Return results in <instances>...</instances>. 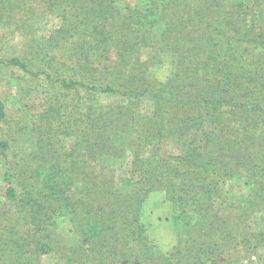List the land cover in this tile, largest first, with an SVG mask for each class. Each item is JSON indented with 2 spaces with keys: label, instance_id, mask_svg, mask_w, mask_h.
I'll return each instance as SVG.
<instances>
[{
  "label": "trees",
  "instance_id": "1",
  "mask_svg": "<svg viewBox=\"0 0 264 264\" xmlns=\"http://www.w3.org/2000/svg\"><path fill=\"white\" fill-rule=\"evenodd\" d=\"M48 13L60 24L36 38ZM10 25L25 40L0 63L58 86L34 93L54 99V111L40 113L42 129L10 123L0 99V181L11 215L0 221V264H45L48 253L61 264H230L233 256L264 264V244L252 245L251 258L245 229L264 209V0H0V28ZM94 62L101 77L91 74ZM67 90L127 101L86 108ZM186 132L205 151L200 142L168 153L167 139ZM126 151L121 187L101 154ZM228 178H241L246 194L229 196ZM156 196L165 217L153 214ZM63 218L69 234L58 229ZM163 223L176 235L165 252L146 234Z\"/></svg>",
  "mask_w": 264,
  "mask_h": 264
},
{
  "label": "rangeland",
  "instance_id": "2",
  "mask_svg": "<svg viewBox=\"0 0 264 264\" xmlns=\"http://www.w3.org/2000/svg\"><path fill=\"white\" fill-rule=\"evenodd\" d=\"M141 4H144L141 1ZM60 24V20L57 17H54L50 15L49 13L43 18L42 25L40 29H38V34L35 35L36 38H48L51 34V29L57 27ZM14 26L10 25L6 28H0V57H9V56H15L21 54L22 44L25 40L23 34L19 30L13 29ZM24 39V40H23ZM84 56V55H83ZM142 56L145 57L146 54L142 53ZM89 57V56H88ZM82 55H78L77 59L80 61L83 59ZM102 66L98 65L96 62L92 64L91 74H95L96 77H101L102 74ZM155 76L159 79H165L168 74V65L163 64L161 65L157 70L154 71ZM46 85H50L52 88L57 87L58 85H53L47 82V79L44 75H31V74H24V72L17 68V67H10L3 63H0V99L4 101L6 112L8 114V120L13 125L16 124V121H25L27 120V125L29 128L31 127H38L40 129L43 128L44 124H42L38 119L40 117V113L43 111V109L46 107L49 109V107H52L53 110V104L54 99L50 98L48 101L40 99V97H34V93L39 91H45L49 95L50 91L49 88L46 87ZM69 93L67 95L73 96V98L78 101V99H86L88 102L86 104V108L90 105H95V103H104L107 102H117L126 103L127 99L124 101L121 100L122 97L120 95H111L107 96L106 94H95V97L92 98V95L86 94L85 91L81 90V93H76L73 90H67ZM47 95V94H46ZM82 97V98H81ZM91 97V98H90ZM49 98V96H48ZM53 99V100H52ZM143 102L139 106V111L141 112H147L148 111V104L146 103L147 100H142ZM95 102V103H94ZM54 111V110H53ZM51 112L54 114V112ZM68 116L71 115V113L66 112ZM54 115H58V113H55ZM57 119H62L63 115L61 114L60 117H56ZM62 121V120H61ZM24 123V122H23ZM17 125V124H16ZM25 128V125L18 123V130H21ZM218 127L217 125L213 126ZM27 130H29L27 128ZM22 131V130H21ZM43 130L40 132V134H46ZM36 132H38L36 130ZM194 132V131H193ZM193 132H186L182 136H175L174 138L167 139V144L165 149L168 153L176 154H184L186 151L189 150L191 147H198V143L201 141L197 136H193ZM197 135L202 137L201 131L196 132ZM219 133L216 134L217 135ZM216 136H214L210 142V147L213 148L217 146V144L214 145V141L216 140ZM202 141V147L200 149L201 152L205 151V148L203 146ZM131 153L129 151H126L125 154L121 157H116L109 155L107 153L101 154V162L104 164H109L110 168L114 172V180L115 184L118 186L125 185L123 183V177H129V174L127 173L129 171V165L131 162ZM131 182L126 184L127 186L126 190L131 191L135 188V177L131 176ZM227 192L229 193V196L234 195H245L246 194V187L242 181L241 178H228L225 182ZM3 183L0 181V221L6 222L9 221L10 216L8 211L10 207H8V202H4L3 200ZM133 192V191H131ZM155 197V196H154ZM158 196L153 200V202H150L151 205L156 208L153 210V214L157 217H165L166 216V204L162 205L159 204ZM215 201V200H213ZM215 208L220 211L221 213L224 212V205L220 203V201H215L214 203ZM171 209V208H170ZM168 209V211L170 210ZM167 228H165V226ZM168 224H156L154 227L151 226V229H147L146 234H148V237H150L152 243L156 245V249L159 251L165 252L167 250H171L176 243V235L171 230ZM231 226L230 224H227ZM28 227V225H27ZM58 229L62 231L63 234H69L71 226L70 221L67 220V218H63L62 221L59 222ZM245 229L249 231L251 234L249 236V248L250 253H252L251 258L257 259L255 251L252 249V245L261 242L264 244V239L262 240V236L264 237V209H257L253 210L246 223H245ZM32 230V229H31ZM34 232V231H32ZM140 243H143L142 241ZM133 243H131L132 245ZM142 247V245H139ZM239 249V247H238ZM261 250L264 251V248ZM240 255V254H238ZM237 259V260H235ZM240 259H242L243 263H248L247 260L243 258H238L237 256H233V259L231 260L230 264H239ZM41 260L45 264H61V259H59L58 256H56L54 253H48L41 256Z\"/></svg>",
  "mask_w": 264,
  "mask_h": 264
}]
</instances>
